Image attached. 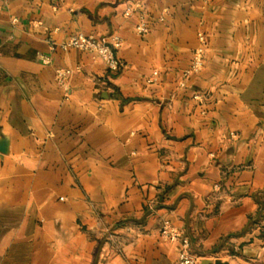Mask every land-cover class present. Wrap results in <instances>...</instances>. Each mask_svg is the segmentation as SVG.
Returning a JSON list of instances; mask_svg holds the SVG:
<instances>
[{
	"label": "crops",
	"instance_id": "obj_1",
	"mask_svg": "<svg viewBox=\"0 0 264 264\" xmlns=\"http://www.w3.org/2000/svg\"><path fill=\"white\" fill-rule=\"evenodd\" d=\"M163 220L264 264V0H0V264H173Z\"/></svg>",
	"mask_w": 264,
	"mask_h": 264
},
{
	"label": "built area",
	"instance_id": "obj_2",
	"mask_svg": "<svg viewBox=\"0 0 264 264\" xmlns=\"http://www.w3.org/2000/svg\"><path fill=\"white\" fill-rule=\"evenodd\" d=\"M147 31L148 28L144 23H139L135 27V32L138 35H144ZM197 37L199 45L192 54L189 66L183 72V77L185 78L196 75L203 67L206 39L202 33H198ZM120 44L121 42L118 37H112L110 40L105 41L93 36L76 33L61 43L59 47L64 50L74 48L79 51L91 53L105 65L107 71L116 73L123 64L114 53V50L119 48ZM42 60L45 63L48 62L46 57H42ZM71 75L72 71L70 69L58 68L54 72V80L59 87L65 90ZM194 98L200 99V95H195ZM160 235L163 239L178 246L177 258L173 264H200L199 258L190 251L189 238L169 220L162 221Z\"/></svg>",
	"mask_w": 264,
	"mask_h": 264
},
{
	"label": "water",
	"instance_id": "obj_3",
	"mask_svg": "<svg viewBox=\"0 0 264 264\" xmlns=\"http://www.w3.org/2000/svg\"><path fill=\"white\" fill-rule=\"evenodd\" d=\"M214 264H228V263H226V262H221V261H219V260H216V261L214 262Z\"/></svg>",
	"mask_w": 264,
	"mask_h": 264
}]
</instances>
